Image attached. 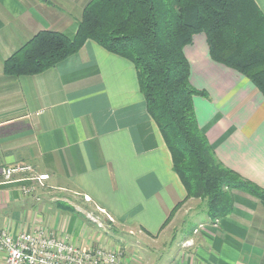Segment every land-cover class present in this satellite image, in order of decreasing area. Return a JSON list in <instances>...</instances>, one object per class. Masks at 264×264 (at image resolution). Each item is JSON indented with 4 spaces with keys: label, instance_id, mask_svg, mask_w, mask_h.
I'll return each mask as SVG.
<instances>
[{
    "label": "crops",
    "instance_id": "obj_1",
    "mask_svg": "<svg viewBox=\"0 0 264 264\" xmlns=\"http://www.w3.org/2000/svg\"><path fill=\"white\" fill-rule=\"evenodd\" d=\"M89 1L0 0V168L30 164L49 174L44 185L0 176V230L45 228L108 249H122L114 234L125 231L142 248L162 239L173 250L168 264H264V206L245 191H235L232 212L217 221L190 198L165 224L187 193L129 60L88 40L42 73H4L6 59L38 32L74 37ZM256 2L264 12V0ZM185 52L191 84L206 93L194 107L217 158L264 187V95L211 58L205 34ZM22 185L35 190L24 194ZM176 228L174 244L167 238Z\"/></svg>",
    "mask_w": 264,
    "mask_h": 264
},
{
    "label": "trees",
    "instance_id": "obj_2",
    "mask_svg": "<svg viewBox=\"0 0 264 264\" xmlns=\"http://www.w3.org/2000/svg\"><path fill=\"white\" fill-rule=\"evenodd\" d=\"M201 33L214 61L249 78L264 95V12L256 0H90L74 37L42 30L6 59L3 70L8 76L42 73L88 40L129 60L187 193L165 224L190 198L201 199L217 221L232 212L236 190L264 206V187L225 166L199 126L193 98L206 93L190 82L185 49Z\"/></svg>",
    "mask_w": 264,
    "mask_h": 264
},
{
    "label": "built area",
    "instance_id": "obj_3",
    "mask_svg": "<svg viewBox=\"0 0 264 264\" xmlns=\"http://www.w3.org/2000/svg\"><path fill=\"white\" fill-rule=\"evenodd\" d=\"M16 175H25L24 179L38 181L41 185L49 179V174L37 175L30 164L0 168L4 182L14 181ZM34 190V185L21 186L24 194ZM0 249L5 252L4 264H124L120 249L80 247L67 236L45 228L18 234L3 228L0 230Z\"/></svg>",
    "mask_w": 264,
    "mask_h": 264
},
{
    "label": "rangeland",
    "instance_id": "obj_4",
    "mask_svg": "<svg viewBox=\"0 0 264 264\" xmlns=\"http://www.w3.org/2000/svg\"><path fill=\"white\" fill-rule=\"evenodd\" d=\"M177 228L174 232L170 233L167 241L170 240L171 242L173 238L176 237L174 244L176 243L177 238L180 236V233L176 235L179 230ZM114 237L118 240L121 239L120 244L123 246H121L122 249L120 250L124 257V264H168L171 255L170 253L173 251L171 247L166 249L163 248L164 245L162 239L158 242L151 243V248L145 245H143L145 248H142L143 241H140V238L136 233L130 234L123 231L122 233L114 234Z\"/></svg>",
    "mask_w": 264,
    "mask_h": 264
}]
</instances>
